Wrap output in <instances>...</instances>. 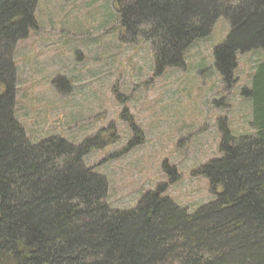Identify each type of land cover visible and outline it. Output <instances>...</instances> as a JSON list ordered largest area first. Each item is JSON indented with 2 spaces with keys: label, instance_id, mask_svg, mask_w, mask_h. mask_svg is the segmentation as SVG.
<instances>
[{
  "label": "trees",
  "instance_id": "trees-1",
  "mask_svg": "<svg viewBox=\"0 0 264 264\" xmlns=\"http://www.w3.org/2000/svg\"><path fill=\"white\" fill-rule=\"evenodd\" d=\"M113 2L123 34L149 42L157 74L182 66L187 46L221 17L229 30L213 58L226 85L237 54L264 56V0ZM35 3L0 0V264H264V59L241 89L255 132L234 137L219 121L220 154L195 170L213 198L190 213L159 185L117 210L105 177L83 164L102 145L97 135L31 143L15 118L12 52L35 26Z\"/></svg>",
  "mask_w": 264,
  "mask_h": 264
},
{
  "label": "rangeland",
  "instance_id": "rangeland-1",
  "mask_svg": "<svg viewBox=\"0 0 264 264\" xmlns=\"http://www.w3.org/2000/svg\"><path fill=\"white\" fill-rule=\"evenodd\" d=\"M35 5V26L12 52L13 112L25 137L79 145L97 135L102 145L89 149L83 164L105 177L113 209L134 208L159 185L190 213L209 202L208 182L195 170L220 154L219 121L234 137L255 132L241 89H251L261 52L237 54L226 85L213 58L229 30L221 17L207 37L187 46L182 66L157 74L152 47L123 34L113 0Z\"/></svg>",
  "mask_w": 264,
  "mask_h": 264
},
{
  "label": "bare ground",
  "instance_id": "bare-ground-1",
  "mask_svg": "<svg viewBox=\"0 0 264 264\" xmlns=\"http://www.w3.org/2000/svg\"><path fill=\"white\" fill-rule=\"evenodd\" d=\"M14 89H15V84H14ZM16 90V89H15ZM14 94H15V92H14ZM23 128V127H22ZM23 131H24V129H23Z\"/></svg>",
  "mask_w": 264,
  "mask_h": 264
}]
</instances>
